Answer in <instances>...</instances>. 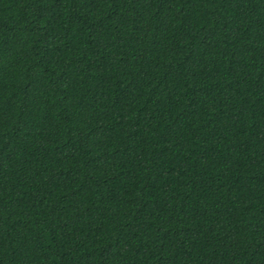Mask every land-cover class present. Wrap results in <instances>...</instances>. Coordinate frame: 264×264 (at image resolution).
Masks as SVG:
<instances>
[{"label": "trees", "instance_id": "obj_1", "mask_svg": "<svg viewBox=\"0 0 264 264\" xmlns=\"http://www.w3.org/2000/svg\"><path fill=\"white\" fill-rule=\"evenodd\" d=\"M0 264H264V0H0Z\"/></svg>", "mask_w": 264, "mask_h": 264}]
</instances>
